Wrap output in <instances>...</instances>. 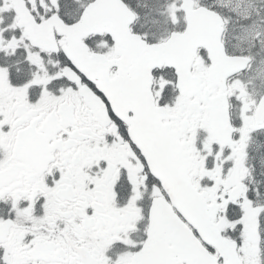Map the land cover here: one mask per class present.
<instances>
[{"label": "snow or ice", "instance_id": "6c2138e0", "mask_svg": "<svg viewBox=\"0 0 264 264\" xmlns=\"http://www.w3.org/2000/svg\"><path fill=\"white\" fill-rule=\"evenodd\" d=\"M0 264H264V0H0Z\"/></svg>", "mask_w": 264, "mask_h": 264}]
</instances>
